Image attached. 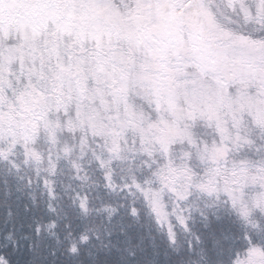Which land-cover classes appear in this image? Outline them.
<instances>
[{
	"label": "snow or ice",
	"instance_id": "1",
	"mask_svg": "<svg viewBox=\"0 0 264 264\" xmlns=\"http://www.w3.org/2000/svg\"><path fill=\"white\" fill-rule=\"evenodd\" d=\"M0 264H264V0H0Z\"/></svg>",
	"mask_w": 264,
	"mask_h": 264
}]
</instances>
